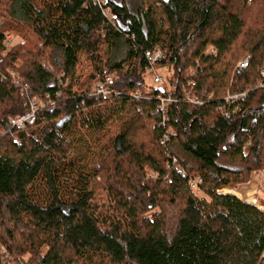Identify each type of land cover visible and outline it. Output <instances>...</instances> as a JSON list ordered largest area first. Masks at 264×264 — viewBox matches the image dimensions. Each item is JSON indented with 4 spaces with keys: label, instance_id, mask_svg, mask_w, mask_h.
Listing matches in <instances>:
<instances>
[{
    "label": "trees",
    "instance_id": "16d2710c",
    "mask_svg": "<svg viewBox=\"0 0 264 264\" xmlns=\"http://www.w3.org/2000/svg\"><path fill=\"white\" fill-rule=\"evenodd\" d=\"M107 2L102 37L91 0H0V246L15 264H264V216L217 195L264 171V0ZM13 76L40 101L23 131ZM108 76L123 93L90 96Z\"/></svg>",
    "mask_w": 264,
    "mask_h": 264
},
{
    "label": "built area",
    "instance_id": "2783aa9c",
    "mask_svg": "<svg viewBox=\"0 0 264 264\" xmlns=\"http://www.w3.org/2000/svg\"><path fill=\"white\" fill-rule=\"evenodd\" d=\"M94 0H91V3L95 6H97L96 4H94L93 2ZM104 5V3H103ZM109 11H111L110 9H108ZM103 16L105 17V19L107 21H111L112 17L109 18L107 17L104 13ZM102 33L104 34V30H102ZM213 51V50H212ZM159 53H161L159 50H157L153 56L152 61L155 62L157 59H159ZM249 58L246 57L244 58L238 68L239 69H246L249 67ZM151 70H147L146 72H150ZM261 77H262V81L259 83L257 89H264V68L261 71ZM107 81V80H106ZM106 81H101L99 83H97L94 86V89L92 91V94H108L109 92H111V89H113L112 87H109L108 84L106 83ZM154 82L157 84H162V79L159 78L158 76L155 77ZM190 85H192V87H194L193 83H190ZM18 87L20 88L21 91V95L24 98L28 99V104H29V109L30 112L27 113L25 116L21 117V118H15V119H11L10 124L14 129L17 130H24L26 127H31L34 126L35 123L37 122V114L39 111V106H40V101L38 98L36 97H32L31 93L28 91L26 86L20 85L18 84ZM111 92L108 96H106L103 101L108 100V98L110 96H112ZM123 92L118 91L116 96H119L120 94H122ZM248 93L245 94H239V95H231L228 94L227 97L224 99V104L227 106H234L236 103L243 101L247 98ZM130 97H133L135 99H140L142 98V95L140 92H136V93H130L129 94ZM186 99L188 100V102L194 106L197 107H202L204 106V104L207 101H212V96L206 97L204 99H200L197 97H190V95H186ZM158 101L160 103L159 106V111L162 113V115L164 116V121L167 122V118H166V113L168 112V108L175 103V100L169 97L166 98H158ZM167 139V138H166ZM250 144H248L243 151L245 152ZM263 176H264V171H263ZM260 181V180H259ZM258 181V182H259ZM262 181V178H261ZM257 182V181H256ZM255 182V183H256ZM252 184L250 185V189L247 188V190L243 193L240 194L238 191L243 189V187L245 186H239L236 190H232L229 188H225L222 189L220 191L217 192V194L220 197H225V198H236L237 201H239L240 203H242L243 205L249 206L251 208L256 209L258 212H260L263 216H264V204H260L261 199L258 196V192H259V187L260 185L258 184ZM202 180L201 178H194L190 181V186L193 190H197L199 185H201ZM232 194H238L240 195V198L232 195ZM261 261L264 262V253L261 257ZM0 262H2L3 264H13V258L6 252V250L3 247H0Z\"/></svg>",
    "mask_w": 264,
    "mask_h": 264
},
{
    "label": "bare ground",
    "instance_id": "6f19581e",
    "mask_svg": "<svg viewBox=\"0 0 264 264\" xmlns=\"http://www.w3.org/2000/svg\"><path fill=\"white\" fill-rule=\"evenodd\" d=\"M121 1V0H120ZM94 2V4H96L100 9H101V11L107 16V17H109V18H111L112 17V20L111 21H107L106 19V25H105V28L104 29H102V30H104V34L102 33V31H100V33L102 34V37H104L105 35H106V29L107 28H112V27H116L117 25H116V15H115V13H114V11H113V9L111 8V6L110 5H107V0H94L93 1ZM103 3H104V5H103ZM117 3V2H116ZM120 3V2H119ZM118 4V3H117ZM93 6H95V5H93ZM108 9H110L111 11H109ZM105 18V17H104ZM14 37H13V35L12 34H9L5 39H4V44H5V47H7L8 49H10V48H12L14 45H13V43H14ZM159 57L160 58H163L164 56H163V54L162 53H159ZM107 80V81H106ZM101 81H106V83L108 84V86L109 87H112V83H113V78L111 77V76H108L106 79H101L99 82H101ZM22 81L21 80H18V79H16V77L15 76H13V85L15 86V87H18V84H22L21 83ZM98 82V83H99ZM27 87V89H28V91L30 92V89H29V87L28 86H26ZM111 92H113L112 93V96L114 97V96H116L117 95V90L116 89H111ZM111 92H109L108 94H101V95H98V94H93V95H90V96H92V97H94V98H96V99H99V100H103L106 96H108ZM191 95V94H189V93H184V96H185V98H186V95ZM112 96H110L109 98H111ZM108 98V99H109ZM173 98V97H172ZM135 99V98H134ZM174 99V98H173ZM27 107H28V109H29V104L27 103ZM39 109H40V106H39ZM30 112V109H29V111H28V113ZM39 112V111H38ZM21 117H23V116H21ZM21 117H18V118H21ZM11 121V120H10ZM10 121H9V126L11 127V128H13L12 126H11V124H10ZM26 128H28V127H26ZM25 128V129H26ZM14 129V128H13ZM24 129V130H25ZM17 130V129H16ZM18 131H23V130H18ZM183 174H185V173H183ZM232 195H234V196H236V197H238V198H240V195H238V194H232ZM0 247H2V246H0ZM4 248V247H3ZM5 249V248H4ZM6 250V249H5ZM7 253H8V251H6ZM264 253V252H263ZM9 255H10V253H8ZM263 255V254H262ZM11 256V255H10ZM12 257V256H11ZM262 257V256H261ZM13 258V257H12ZM260 261H261V258H260ZM2 263V262H1ZM3 264V263H2ZM13 264H15V260H14V258H13Z\"/></svg>",
    "mask_w": 264,
    "mask_h": 264
},
{
    "label": "rangeland",
    "instance_id": "374dc122",
    "mask_svg": "<svg viewBox=\"0 0 264 264\" xmlns=\"http://www.w3.org/2000/svg\"><path fill=\"white\" fill-rule=\"evenodd\" d=\"M118 4L120 2V0H115ZM18 41L17 40H14V43L13 45H15ZM240 64V63H239ZM239 66V65H238ZM151 70L150 72H145L143 76H141V79L144 81L145 85L148 87V88H162V87H166L167 86V82H166V79L167 77L170 75L167 71L165 70H155L153 68L149 69ZM159 77L162 79V84H157L154 82V79L155 77ZM130 94V93H129ZM229 94V93H228ZM227 97V96H226ZM225 97V98H226ZM204 99V98H202ZM220 111L223 110V109H219ZM245 148V147H244ZM243 148V149H244ZM242 150H237L235 151L231 156H230V159L233 161V162H241L247 152V150L244 152ZM261 178H262V181H261ZM258 184L260 185L259 187V192H258V196L259 198L261 199L260 201V204H264V176L263 174L261 173L257 178H256ZM256 183H252V184H257ZM252 184H249V185H246L245 187H243V189L239 190L238 192L240 194H243L247 188L250 189V185ZM236 190V189H235ZM218 195V194H217ZM233 198V197H232ZM236 199V198H234Z\"/></svg>",
    "mask_w": 264,
    "mask_h": 264
}]
</instances>
